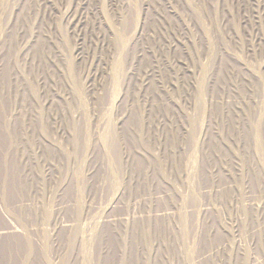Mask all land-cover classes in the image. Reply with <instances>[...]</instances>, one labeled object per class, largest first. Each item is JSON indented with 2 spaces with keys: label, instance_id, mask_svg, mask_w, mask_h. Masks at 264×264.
Returning a JSON list of instances; mask_svg holds the SVG:
<instances>
[{
  "label": "rangeland",
  "instance_id": "obj_1",
  "mask_svg": "<svg viewBox=\"0 0 264 264\" xmlns=\"http://www.w3.org/2000/svg\"><path fill=\"white\" fill-rule=\"evenodd\" d=\"M65 2L0 0V264H264V0Z\"/></svg>",
  "mask_w": 264,
  "mask_h": 264
},
{
  "label": "bare ground",
  "instance_id": "obj_2",
  "mask_svg": "<svg viewBox=\"0 0 264 264\" xmlns=\"http://www.w3.org/2000/svg\"><path fill=\"white\" fill-rule=\"evenodd\" d=\"M74 1H76V0H71V2H65V3H62L61 4V7L58 9L59 11H62V13H63V15H62V17H63V19H65V22H67V24L69 25V26H71V25H73V26H77V25H79V23H81L82 22V15H80L79 16V14L78 13H76L77 11L75 10V7H74V3H76V2H74ZM78 1V0H77ZM80 2V1H79ZM77 4V3H76ZM76 4H75V6H76ZM79 6V5H78ZM188 6V5H187ZM190 6V5H189ZM188 6V7H189ZM80 7V6H79ZM192 7V6H191ZM55 9V8H54ZM53 9V10H54ZM78 10H79V8H77ZM188 9V8H187ZM191 8H189V10H190ZM217 12L219 11V10H221V11H223V7H221L219 4H218V6H217ZM52 10V9H51ZM188 10V11H189ZM56 11V10H55ZM52 13H53V11H52ZM51 13V14H52ZM209 18V17H208ZM193 19V18H192ZM192 19H189V21H190V23L189 24H193V26H196V23L192 20ZM210 20V19H209ZM219 20V23L217 24V26H219V27H224L225 25H226V17H225V15H222L221 16V18L220 19H218ZM186 22H187V20H185ZM212 22V21H211ZM75 26V27H76ZM184 26V25H183ZM188 26V25H187ZM136 27V26H135ZM161 27V26H160ZM138 28H139V26H138ZM137 28V29H138ZM190 28V27H189ZM140 29H141V27H140ZM164 29V28H163ZM184 29V28H183ZM160 31V30H159ZM138 32H141V30L140 31H138ZM161 32V31H160ZM159 32V33H160ZM152 36V35H151ZM150 36V37H151ZM160 36V35H159ZM153 38H154V36H153ZM157 38V37H156ZM102 39V38H101ZM155 39V38H154ZM102 42V41H101ZM102 46H103V44H102ZM158 48H159V46H158ZM155 49V48H154ZM153 52V51H152ZM157 54V53H156ZM155 55V54H154ZM162 55V54H161ZM158 56V55H157ZM133 68V67H132ZM149 68H151V67H149ZM182 68H184V71L185 72H189V71H191V72H193V73H195L196 72V70L197 69H193V70H191L190 69V67H182ZM159 69V68H158ZM129 70H131V68L129 69ZM134 71H135V69H133ZM148 70V69H147ZM146 70V71H147ZM152 70V69H151ZM155 70V69H154ZM157 70V69H156ZM158 71V70H157ZM97 72H99V71H97ZM159 72H160V69H159ZM100 74H98V73H96L95 74V76H94V78H101V72H99ZM146 73V72H145ZM158 73V72H157ZM233 73V72H232ZM127 74H128V71H127ZM133 74V73H132ZM149 74H150V72H149ZM161 74V73H160ZM176 74V73H175ZM148 75V74H147ZM146 75V76H147ZM154 75H156V74H154ZM232 75V74H231ZM150 76V75H149ZM158 76H159V74H158ZM233 78V77H232ZM160 79H162V78H160ZM177 79H178V77H177ZM177 79H175V80H177ZM209 79H213V77L212 78H209ZM234 79V78H233ZM230 80V79H229ZM160 81V80H159ZM159 81H158V83H159ZM160 82H162L163 83V81H160ZM211 82H212V80H211ZM210 82V83H211ZM231 82V81H230ZM162 83H160V84H162ZM172 84V83H171ZM230 84V83H229ZM232 85H234V83L232 84ZM24 86V89H25V85H23ZM27 86V85H26ZM143 86H144V84H143ZM163 86V85H162ZM173 86V85H172ZM166 87V86H165ZM164 87V88H165ZM174 87V86H173ZM181 87H182V89H183V92H182V95H181V103H182V106H183V110H185L184 111V113L186 112V110L188 109V110H190L191 108H192V106H193V104H194V101H193V99L191 98V92L193 91V89H194V86H193V84L192 83H187V82H182L181 83ZM232 88V87H231ZM144 89V88H143ZM231 90H233V89H231ZM19 93H20V89H18V90H16V94H15V101H14V105H13V113L15 112V110L17 109V107L19 106V104L21 103V100L19 101ZM252 94V93H251ZM118 98V97H117ZM170 99V98H169ZM172 99V98H171ZM170 99V100H171ZM217 99H216V97H214L212 94H207V97H206V99L204 100V103L206 104V111H205V113H206V116H208V121H204V123H203V125L201 126V129H200V135H199V139L202 141H204L205 142V136H206V134H207V129H208V126H209V124H210V122L212 121V120H216V121H220V120H224V118H225V114H224V112H222L221 113V115L220 114H214V113H212L211 111H210V107L212 106V104L216 101ZM222 100H223V102L224 101H226L227 99H225V96H222ZM169 101V100H168ZM176 101V100H175ZM20 102V103H19ZM32 102V100L30 101V103ZM49 99L48 98H46L45 99V101H44V104H49ZM179 101H177L176 103H178ZM147 103V102H146ZM26 104H28V103H26ZM175 104V103H174ZM24 105H25V102H24ZM148 105V104H147ZM177 104H175V106H176ZM179 105V107H180V103L178 104ZM28 106V105H27ZM205 107V106H204ZM146 110V109H145ZM241 110H243L242 108H241ZM222 111V110H221ZM80 112H78V111H76L75 113H74V115L75 114H79ZM164 114V113H163ZM258 115V114H257ZM80 116V115H79ZM143 118H144V116H143ZM167 118L168 117H165V115H160V116H158V118L157 119H159V120H157L158 121V123H157V125H156V128L158 129L163 123H165L166 122V120H167ZM63 119H64V115H62V114H59V113H55L54 115H53V117H52V120H53V124H54V127H55V130H56V132H57V134L58 135H61V137H65L66 136V132H65V130L63 129V127H62V121H63ZM205 119V118H204ZM178 120V119H177ZM142 121H144V120H142ZM185 121V120H184ZM145 122H143V124H144ZM181 125V124H180ZM179 125V126H180ZM184 125H185V123L182 121V125L181 126H183L181 129H185V127H184ZM149 130V129H148ZM173 130V129H172ZM185 131H186V129H185ZM184 131V132H185ZM188 132V131H187ZM147 135L149 136V138H150V140H153V142H155V143H157L158 144V146H157V148H156V151H157V153H155L156 155H159L161 152H162V150H165L166 149V147L164 146V142H165V134H164V132H161L158 136H156V137H154V138H151L150 136H151V134L150 133H147ZM199 141V140H198ZM234 144V143H233ZM245 144V142H243V140L242 139H240L239 140V143H238V145L239 146H243ZM225 145V144H224ZM235 145V144H234ZM190 146V145H189ZM227 149H228V147H227ZM171 150V149H170ZM188 150H189V148H188ZM168 151V150H167ZM177 152V151H176ZM185 152V151H184ZM175 153V152H174ZM127 157H129V155H127ZM175 157V156H174ZM173 157V158H174ZM235 161V160H234ZM64 162H66V164H67V166L68 167H70V166H73L75 163H74V161L72 162V160L71 159H69L68 158V160L67 161H64ZM61 164V163H60ZM236 164H238V163H236ZM241 165V164H240ZM46 166V173H48V172H50V171H52V169H53V167H52V165H50V164H48V165H45ZM187 166H189V165H187ZM242 167H243V165H242ZM241 167V168H242ZM187 168V167H186ZM236 168V167H235ZM189 169V168H188ZM186 170L187 169H185V170H182L181 172H180V176L181 177H183L185 174H186ZM214 170H215V168H214ZM243 170V169H242ZM188 172V171H187ZM178 173V172H177ZM179 176V177H180ZM185 177H186V175H185ZM181 179V178H180ZM179 179V180H180ZM102 182V181H101ZM248 186H249V182H248V180H246L245 181V189H246V192L247 193H249L248 191H247V188H248ZM34 193H35V191H34ZM37 193V192H36ZM123 193H124V189H117V191H116V193H115V195H114V197H113V201H115V200H117V199H119V198H121V196L123 195ZM249 197V196H248ZM137 198V197H136ZM251 245H258V240H254V239H252V241H251ZM220 247H222V246H220ZM154 250V249H153ZM154 252V251H153ZM153 254V253H152Z\"/></svg>",
  "mask_w": 264,
  "mask_h": 264
}]
</instances>
